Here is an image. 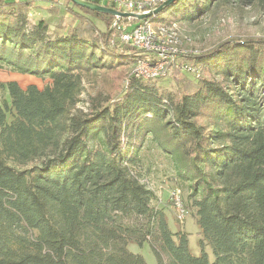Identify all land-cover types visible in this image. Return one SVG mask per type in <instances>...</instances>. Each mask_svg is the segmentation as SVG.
I'll return each mask as SVG.
<instances>
[{
    "label": "trees",
    "instance_id": "trees-1",
    "mask_svg": "<svg viewBox=\"0 0 264 264\" xmlns=\"http://www.w3.org/2000/svg\"><path fill=\"white\" fill-rule=\"evenodd\" d=\"M227 1L177 0L155 19L192 20ZM29 7L0 0V68L51 82H0V264H148L131 241L150 243L158 264H264V38L189 57L207 75L180 96L132 77L82 108L87 80L138 53L108 43L111 14L65 0L77 23L59 34ZM149 136L189 184L213 261L152 204L139 157Z\"/></svg>",
    "mask_w": 264,
    "mask_h": 264
},
{
    "label": "rangeland",
    "instance_id": "rangeland-1",
    "mask_svg": "<svg viewBox=\"0 0 264 264\" xmlns=\"http://www.w3.org/2000/svg\"><path fill=\"white\" fill-rule=\"evenodd\" d=\"M30 2L31 7L28 9L30 18L33 21L45 19L52 33H67L77 23L74 15L66 10L65 0H31ZM172 15L173 11L163 12L160 14V20H168ZM96 22L99 26L102 24L99 20ZM177 22L183 31L192 38L187 43V48L200 53L228 39L264 38V0H228L226 3L214 5L210 12H200L192 20L182 18ZM189 57L191 56L180 58V63L189 62L193 64ZM133 68L134 65H130L115 70L101 71L97 81L87 80L79 106L87 108L89 101L99 91L107 93L113 90L115 86L117 88L120 86V89L125 87L126 79ZM201 69V77L207 75L204 68ZM193 77L190 72L175 69L172 74L162 77L156 82L162 90L180 96L183 92L193 88L195 84ZM10 80L18 81L23 87L36 84L40 88L51 82L49 78L42 79L34 75L0 68V82ZM3 99H9V95L5 90L0 89V101ZM11 119L12 117L9 115V120ZM139 157L141 159V178L154 191L155 196L152 204L164 210L169 227L173 232L187 234L192 254L200 256L204 249L210 260L213 261L215 255L212 247L208 243L201 244L202 234L194 215V208L190 205L191 190L189 184L179 179L172 158L160 149L151 136L147 137L139 148ZM175 190H180L182 199L190 209V213L183 222L177 220L176 212L172 208L170 194ZM129 249L132 252L142 254L148 264H158L150 243L141 246L135 241H131ZM234 249L236 251H248L250 244L239 245Z\"/></svg>",
    "mask_w": 264,
    "mask_h": 264
},
{
    "label": "built area",
    "instance_id": "built-area-1",
    "mask_svg": "<svg viewBox=\"0 0 264 264\" xmlns=\"http://www.w3.org/2000/svg\"><path fill=\"white\" fill-rule=\"evenodd\" d=\"M86 1L120 12L150 14L149 17L143 19L114 16L112 21V33L107 39L108 43L122 52L128 48L138 53L134 68L126 79V83L132 77L143 80L160 79L172 74L175 69L190 72L197 78L202 75L200 64L180 63L179 61L182 57L200 54L199 51L187 48V43L192 39L191 36L183 31L177 21L155 19L154 11L166 0ZM170 200L177 220L183 222L190 213V209L182 199L180 190L171 192Z\"/></svg>",
    "mask_w": 264,
    "mask_h": 264
},
{
    "label": "water",
    "instance_id": "water-1",
    "mask_svg": "<svg viewBox=\"0 0 264 264\" xmlns=\"http://www.w3.org/2000/svg\"><path fill=\"white\" fill-rule=\"evenodd\" d=\"M71 1L82 6V7H86V8H89L91 10H94V11L108 13V14H111L112 16H122V17H129L130 16V17H135L138 19H143V18L150 16V14H134V13L120 12V11L114 10L112 8L104 7V6H101L99 4L93 3L91 1H86V0H71ZM175 1H177V0H166L164 2V4L159 6L154 11V13L157 14V13L161 12L165 7H168L169 5L174 3Z\"/></svg>",
    "mask_w": 264,
    "mask_h": 264
},
{
    "label": "crops",
    "instance_id": "crops-1",
    "mask_svg": "<svg viewBox=\"0 0 264 264\" xmlns=\"http://www.w3.org/2000/svg\"><path fill=\"white\" fill-rule=\"evenodd\" d=\"M9 1H16V2H19V1H31V0H9Z\"/></svg>",
    "mask_w": 264,
    "mask_h": 264
}]
</instances>
